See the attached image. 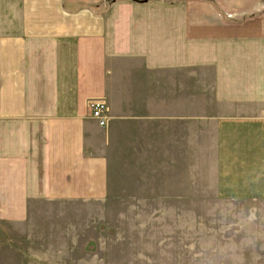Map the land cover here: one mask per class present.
Instances as JSON below:
<instances>
[{
  "label": "crops",
  "instance_id": "0c3cea01",
  "mask_svg": "<svg viewBox=\"0 0 264 264\" xmlns=\"http://www.w3.org/2000/svg\"><path fill=\"white\" fill-rule=\"evenodd\" d=\"M108 1L0 0V234L24 239L21 264L40 261L21 253L29 209L108 195L112 120L155 134L165 176L196 160L180 200L264 203V0Z\"/></svg>",
  "mask_w": 264,
  "mask_h": 264
},
{
  "label": "rangeland",
  "instance_id": "374dc122",
  "mask_svg": "<svg viewBox=\"0 0 264 264\" xmlns=\"http://www.w3.org/2000/svg\"><path fill=\"white\" fill-rule=\"evenodd\" d=\"M111 98L115 103L116 95ZM109 112L108 106L107 121ZM128 128L130 135L120 141L122 130ZM143 130L115 120L102 129L112 141L104 201L45 202L29 209L22 227L30 239L24 242L32 248L21 253L30 263L39 259V264H264V203L218 200L209 186L202 201L180 200L188 190L191 194L186 179L196 178L193 169L198 163L177 151L173 175L165 176L170 161L164 145L153 144L155 134ZM156 153H161L159 158ZM159 190L162 198L157 197ZM17 231L20 234L21 229ZM17 237L0 234V264H21L16 251L24 239ZM36 248L45 256L41 250L35 256ZM85 250L89 256L77 255Z\"/></svg>",
  "mask_w": 264,
  "mask_h": 264
},
{
  "label": "built area",
  "instance_id": "2783aa9c",
  "mask_svg": "<svg viewBox=\"0 0 264 264\" xmlns=\"http://www.w3.org/2000/svg\"><path fill=\"white\" fill-rule=\"evenodd\" d=\"M108 106L102 97L88 98L86 100V115L97 122L101 127L107 122Z\"/></svg>",
  "mask_w": 264,
  "mask_h": 264
},
{
  "label": "trees",
  "instance_id": "16d2710c",
  "mask_svg": "<svg viewBox=\"0 0 264 264\" xmlns=\"http://www.w3.org/2000/svg\"><path fill=\"white\" fill-rule=\"evenodd\" d=\"M145 1V0H144Z\"/></svg>",
  "mask_w": 264,
  "mask_h": 264
}]
</instances>
